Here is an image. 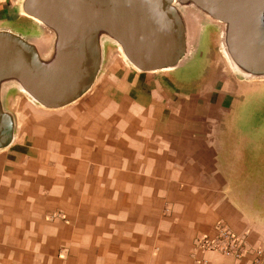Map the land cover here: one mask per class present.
Masks as SVG:
<instances>
[{
  "label": "crops",
  "instance_id": "1",
  "mask_svg": "<svg viewBox=\"0 0 264 264\" xmlns=\"http://www.w3.org/2000/svg\"><path fill=\"white\" fill-rule=\"evenodd\" d=\"M17 1L0 0V22L19 19ZM260 90L217 53L183 82L110 50L67 107L15 97V139L0 150V264H245L251 254L193 242L222 220L264 249V123L248 108Z\"/></svg>",
  "mask_w": 264,
  "mask_h": 264
},
{
  "label": "water",
  "instance_id": "2",
  "mask_svg": "<svg viewBox=\"0 0 264 264\" xmlns=\"http://www.w3.org/2000/svg\"><path fill=\"white\" fill-rule=\"evenodd\" d=\"M15 8L18 20L0 22V150L15 139V97L67 107L92 88L110 50L138 72L183 82L217 53L238 82L261 86L248 106L260 119L264 0H18Z\"/></svg>",
  "mask_w": 264,
  "mask_h": 264
},
{
  "label": "built area",
  "instance_id": "3",
  "mask_svg": "<svg viewBox=\"0 0 264 264\" xmlns=\"http://www.w3.org/2000/svg\"><path fill=\"white\" fill-rule=\"evenodd\" d=\"M215 229L213 236H197L193 242L194 249L201 252L214 250L235 259L251 254V259L245 264L264 263V249L247 247L245 234L236 233L222 220L216 223Z\"/></svg>",
  "mask_w": 264,
  "mask_h": 264
},
{
  "label": "rangeland",
  "instance_id": "4",
  "mask_svg": "<svg viewBox=\"0 0 264 264\" xmlns=\"http://www.w3.org/2000/svg\"><path fill=\"white\" fill-rule=\"evenodd\" d=\"M205 40H214L213 36H212V33H207L206 34V38ZM257 116L263 120L264 118V99H262V102L260 104V108H259V111L257 113ZM264 123V122H263ZM263 151H264V145H263ZM264 154V153H263ZM263 161H264V157H263ZM261 179L263 181L262 185L264 187V162H263V166L261 167Z\"/></svg>",
  "mask_w": 264,
  "mask_h": 264
}]
</instances>
